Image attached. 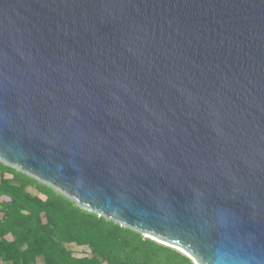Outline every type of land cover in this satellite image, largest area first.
I'll return each mask as SVG.
<instances>
[{"label":"water","instance_id":"1","mask_svg":"<svg viewBox=\"0 0 264 264\" xmlns=\"http://www.w3.org/2000/svg\"><path fill=\"white\" fill-rule=\"evenodd\" d=\"M0 160L196 264H264V0H0Z\"/></svg>","mask_w":264,"mask_h":264},{"label":"trees","instance_id":"2","mask_svg":"<svg viewBox=\"0 0 264 264\" xmlns=\"http://www.w3.org/2000/svg\"><path fill=\"white\" fill-rule=\"evenodd\" d=\"M0 264L196 263L0 160Z\"/></svg>","mask_w":264,"mask_h":264},{"label":"rangeland","instance_id":"3","mask_svg":"<svg viewBox=\"0 0 264 264\" xmlns=\"http://www.w3.org/2000/svg\"><path fill=\"white\" fill-rule=\"evenodd\" d=\"M8 176H10L9 174H8ZM33 192H37L35 189H31ZM75 249H76V252H78V253H80V254H84V252L86 251H84V247L82 248V247H78V246H75Z\"/></svg>","mask_w":264,"mask_h":264}]
</instances>
